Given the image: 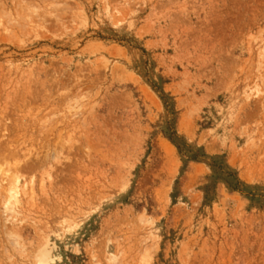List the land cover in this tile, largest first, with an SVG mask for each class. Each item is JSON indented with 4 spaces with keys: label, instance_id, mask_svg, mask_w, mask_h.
Wrapping results in <instances>:
<instances>
[{
    "label": "rangeland",
    "instance_id": "obj_1",
    "mask_svg": "<svg viewBox=\"0 0 264 264\" xmlns=\"http://www.w3.org/2000/svg\"><path fill=\"white\" fill-rule=\"evenodd\" d=\"M1 162L0 264H264V0H0Z\"/></svg>",
    "mask_w": 264,
    "mask_h": 264
},
{
    "label": "bare ground",
    "instance_id": "obj_2",
    "mask_svg": "<svg viewBox=\"0 0 264 264\" xmlns=\"http://www.w3.org/2000/svg\"><path fill=\"white\" fill-rule=\"evenodd\" d=\"M69 139L70 138H64L62 136V131H60L58 136L54 137L52 140L48 139L46 142L45 150L42 152V159L40 162L42 167L45 168L44 175L49 181H51L50 170L53 169V165L61 160L63 146L68 144ZM16 167L17 165L15 164L10 166L8 163H0V193L4 194L2 196L0 195V213L1 218L5 217V221L8 220V216L17 217L18 215H21V194L26 197L25 204L30 208L34 207L36 202L31 182L28 186L27 184H21V179ZM45 187L44 182H42L41 191L44 193ZM6 238L14 247H18V244L14 241V235L10 230L6 232ZM8 258L10 259V256H8ZM110 258L112 261H117L118 259L120 261L121 259V257L117 256H112ZM52 262L53 260L51 259L49 252L44 248H41L34 256L32 264H52Z\"/></svg>",
    "mask_w": 264,
    "mask_h": 264
}]
</instances>
